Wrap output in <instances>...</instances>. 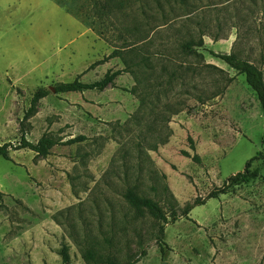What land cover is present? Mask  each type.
Wrapping results in <instances>:
<instances>
[{
  "label": "rangeland",
  "instance_id": "374dc122",
  "mask_svg": "<svg viewBox=\"0 0 264 264\" xmlns=\"http://www.w3.org/2000/svg\"><path fill=\"white\" fill-rule=\"evenodd\" d=\"M2 1L0 146L12 147L0 156V264H128L143 249L135 264H264V157L251 166L260 177L166 224L164 251L162 222L125 197L152 198L171 219L264 153L256 93L210 53L264 70V0ZM118 69L129 71L103 90H52ZM40 87L50 93L25 119ZM44 134L86 139L46 156L14 149Z\"/></svg>",
  "mask_w": 264,
  "mask_h": 264
},
{
  "label": "trees",
  "instance_id": "16d2710c",
  "mask_svg": "<svg viewBox=\"0 0 264 264\" xmlns=\"http://www.w3.org/2000/svg\"><path fill=\"white\" fill-rule=\"evenodd\" d=\"M188 48L192 47V43L187 44ZM210 53L221 60H223L225 63H227L231 68H233L238 74H244L246 77V81L248 85L251 87V89L256 93L261 107L264 111V70L261 66L251 62L250 60L241 58L237 56L235 53H223V52H216L215 50H210ZM119 55L118 51L112 52L110 55L105 56L103 59L95 62V64H103L105 63L109 58L115 57ZM124 69H118V70H108L105 75L94 82H84L80 79V76H77L75 79L71 81H65L60 82L55 85V91L56 93H68V92H83L85 90H93V89H99L103 90L109 85H113L115 83V79L124 73ZM50 93L49 89L46 87H40L38 88L31 100V106L27 110L25 114V119H28L31 117L36 111L39 104V101L48 96ZM86 137L84 135L76 136L73 138H70L64 142H61V140H57L55 137H53L50 134H44L42 135L36 142L29 140L25 135L22 136L21 141L19 145L15 146L14 149H30L38 153L39 155L46 156L50 154L51 149L58 144H74L77 142H81L85 140ZM191 148L195 151V143L194 140L189 137ZM10 147H12V144L5 143L0 146V156L4 157L7 160L11 159L10 156ZM13 149V148H12ZM184 155L191 156L190 152L184 151ZM193 159L196 162L200 161L199 155L194 154ZM264 153H258L254 157L250 158L243 171L237 172L236 174H233L228 177L226 182L223 186L211 191L208 196L205 199L196 198L195 201L192 204H188L183 214H178L177 212L173 211L170 215L171 219H169L167 213L164 211L162 206L157 202L156 200L140 196L137 194V192L133 189H128L125 197L130 202V204L139 211H148L152 216H154L158 221L162 222L160 226V235L158 237V244L162 251H164L166 246L165 241V229L166 224L168 223H174L176 222L181 216L187 217L189 212L196 207L197 205L205 204L206 201L210 198H216L219 197L221 194H226L230 192L232 189H234L236 186H239L244 183H249L252 180L260 177V173L257 169H252V163L253 161L263 158ZM264 179V177H263ZM146 250H142V254L140 257L146 255ZM60 255H62L63 259L68 262L70 259V256L67 252V249L64 247L60 251ZM84 257L89 262H95L96 261V253L94 250L88 248L85 250ZM140 257L135 258L131 260L128 264H135L139 261ZM107 264H117V262L109 258L107 260Z\"/></svg>",
  "mask_w": 264,
  "mask_h": 264
},
{
  "label": "crops",
  "instance_id": "0c3cea01",
  "mask_svg": "<svg viewBox=\"0 0 264 264\" xmlns=\"http://www.w3.org/2000/svg\"><path fill=\"white\" fill-rule=\"evenodd\" d=\"M35 1L40 5L41 0H35ZM48 1L51 2V3L53 4V6H54V10H55L56 8H61V7L57 4L56 0H48ZM3 2H4V1L0 0V5H2ZM55 7H56V8H55ZM0 11L2 12V9H0ZM1 12H0V13H1ZM64 13H65V15L68 17V21L70 22V24L83 25L82 22L79 20V18H78L76 15H74V14H72L71 12H68V11H66V10H64ZM1 29H2V26H1V23H0V30H1ZM89 30H90V29H89ZM45 36H46V35H43L42 33H39V34H38V38H37V40L41 41ZM53 41H55V40L53 39ZM73 41H74V39H69V40L66 41L64 44H65V45H68V44L72 43ZM56 42H58V41H56ZM58 43H59V42H58Z\"/></svg>",
  "mask_w": 264,
  "mask_h": 264
},
{
  "label": "water",
  "instance_id": "95a60500",
  "mask_svg": "<svg viewBox=\"0 0 264 264\" xmlns=\"http://www.w3.org/2000/svg\"><path fill=\"white\" fill-rule=\"evenodd\" d=\"M52 90H53L54 92H56V91H55V88H53V87H52Z\"/></svg>",
  "mask_w": 264,
  "mask_h": 264
}]
</instances>
